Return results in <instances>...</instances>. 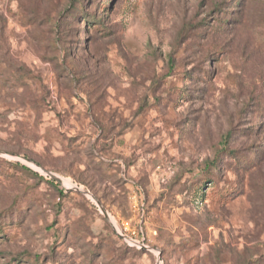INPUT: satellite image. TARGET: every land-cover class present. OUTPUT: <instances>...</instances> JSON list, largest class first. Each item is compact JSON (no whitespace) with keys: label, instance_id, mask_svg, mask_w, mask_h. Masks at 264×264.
I'll return each mask as SVG.
<instances>
[{"label":"rangeland","instance_id":"374dc122","mask_svg":"<svg viewBox=\"0 0 264 264\" xmlns=\"http://www.w3.org/2000/svg\"><path fill=\"white\" fill-rule=\"evenodd\" d=\"M0 264H264V0H0Z\"/></svg>","mask_w":264,"mask_h":264},{"label":"water","instance_id":"95a60500","mask_svg":"<svg viewBox=\"0 0 264 264\" xmlns=\"http://www.w3.org/2000/svg\"><path fill=\"white\" fill-rule=\"evenodd\" d=\"M47 172V174L48 175H50L52 178H54L55 180H57L58 182H61L62 181V179L58 176V175H56V174H54L53 172H51V171H46ZM76 188H78V189H80L79 187H76ZM97 202H98V204H99V206H100V208L103 210V212L107 215V216H109L108 215V212H107V210H106V208L97 200ZM144 247V246H143Z\"/></svg>","mask_w":264,"mask_h":264},{"label":"built area","instance_id":"2783aa9c","mask_svg":"<svg viewBox=\"0 0 264 264\" xmlns=\"http://www.w3.org/2000/svg\"><path fill=\"white\" fill-rule=\"evenodd\" d=\"M127 228V227H126ZM138 244H136L137 246H142V245H144V244H142L140 241L139 242H137Z\"/></svg>","mask_w":264,"mask_h":264},{"label":"trees","instance_id":"16d2710c","mask_svg":"<svg viewBox=\"0 0 264 264\" xmlns=\"http://www.w3.org/2000/svg\"><path fill=\"white\" fill-rule=\"evenodd\" d=\"M64 191H65V190H61V193L63 194Z\"/></svg>","mask_w":264,"mask_h":264}]
</instances>
